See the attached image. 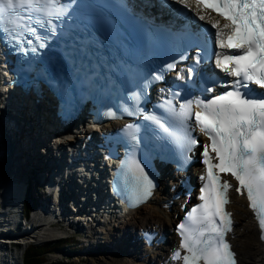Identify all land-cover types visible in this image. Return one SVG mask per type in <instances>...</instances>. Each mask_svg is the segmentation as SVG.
<instances>
[{
  "label": "snow or ice",
  "instance_id": "obj_1",
  "mask_svg": "<svg viewBox=\"0 0 264 264\" xmlns=\"http://www.w3.org/2000/svg\"><path fill=\"white\" fill-rule=\"evenodd\" d=\"M174 2L189 9L195 4L199 19L207 20L215 29L214 42L221 49L215 53V66L235 79L232 90L206 101H195L200 109L195 113L196 124L210 141L203 146L202 152L205 175L200 179L205 183L200 188L202 203L191 209L186 217L187 223L177 227L179 249L185 254L175 251L172 259L182 260L183 264H237L235 253L225 240L226 233L232 230L231 213L225 210V206L230 203L228 192L233 186L228 180H222L221 174L234 178L238 184L235 191L246 194L248 206L258 223L260 239L264 240V94L254 95L249 91L251 85L264 90V0ZM17 8L49 18L60 16L64 10L59 0H0V18ZM207 10L216 13L220 19L204 14ZM16 28L36 35L32 27L22 23L16 24ZM52 31L55 32V25H52ZM224 50L233 51L230 54ZM196 59L199 63V54ZM167 67L174 68L175 65ZM207 91L213 92L214 89L208 88ZM181 107L184 110L182 115L192 114L191 101ZM145 118L167 131L155 116ZM134 127L131 124L125 126L129 130ZM130 139L136 141L134 133ZM189 142L192 145L197 143L195 139ZM129 171L136 181L138 193L146 196L151 182L143 168L133 160Z\"/></svg>",
  "mask_w": 264,
  "mask_h": 264
},
{
  "label": "bare ground",
  "instance_id": "obj_2",
  "mask_svg": "<svg viewBox=\"0 0 264 264\" xmlns=\"http://www.w3.org/2000/svg\"><path fill=\"white\" fill-rule=\"evenodd\" d=\"M187 17H191L196 22H198L200 20L198 15H197V9L195 7H192L190 9ZM200 21H202V20H200ZM204 21H206V20H204ZM44 100L48 101L50 99H49V97H44ZM30 104H31L30 101H25L24 104H22V106L26 110L25 112H23L24 117L23 118H17V121H23L24 122L25 128H22V130H24V131H26L28 129V127L30 126V121H34L36 118L40 117V111L37 109V107L31 106ZM16 105H18L17 97L13 96V95H7L4 92V90L2 89V91L0 92V127L1 128H4L5 126H7L9 124L10 120L14 119V117L10 114V109L14 110ZM3 112L10 114V117L6 118L3 115ZM14 125H15V123H12L11 127H13ZM42 132L44 134L45 130L43 129ZM43 141H45V138L43 139ZM45 144L46 145L52 144V140L45 141ZM13 145H14V143H13ZM1 149H2V146H1V142H0V150ZM13 161H14V155L9 156V157H5L2 154V157L0 159V168L5 169L6 172H8L9 169L12 168L11 163ZM25 161H26V155H24V153L22 152V156L20 157V162H23L20 166V171L22 172V174L25 171V169L29 168V165ZM49 162L53 163L52 161H49ZM2 176H3V174L1 172L0 173V183L2 180ZM24 178H25V176L22 177V175H21V177L17 181V184L20 182L26 183ZM3 184H9L5 188V194H6L5 195V201L10 203L9 197H12V195H10L11 193L9 194V192L11 191L10 190L11 184L9 182H7L6 180L3 182ZM14 186L17 187V192H19L18 185L14 184ZM20 186L22 187L21 183H20ZM160 190L157 193H155L153 199L149 203L145 204L143 207H141L139 210H137L135 212L126 214L125 218L128 219L129 223L132 222V225H133L132 228H134L135 230H138L139 228L150 229L153 226H157L158 229H165L169 226L170 217H171V215H173V209L175 207L174 206L171 207V212L169 214L158 208V206H157V202H158L157 195L160 193ZM77 193H78V190H74L70 194L74 195V197H76V198L77 197L78 198L83 197L82 193H80L79 196L77 195ZM55 195L58 196L57 191H55ZM65 205H67V204H65ZM73 205L80 206L82 209H84V211L82 212V215L83 214L85 215V212H86L87 215L89 216V219L96 222L98 228H101V230L103 231L101 235H103L104 238L105 237L109 238L106 240L109 241L110 243L116 244V237L113 235V233H112L113 230L111 228V226L113 224H115V222L109 223L106 220V218H102L100 216V214L102 213L101 206H99V207L90 206L88 202L82 203L81 205L74 203L70 206H73ZM243 205H244V202L242 201V199L235 198V199H233V204L231 207V209L233 211L234 221L236 223L235 228H234L235 238L233 240V244H234V249H235L237 257H238L237 258L238 259L237 264H264V250L261 247L260 243L257 241V232L254 229V226L252 224L249 213L246 211V209L244 208ZM7 206L8 205H5V208L0 211V247H5V248H6L7 242L9 241L8 238L5 236V234L8 231V226L3 222ZM74 218H78V215H76ZM126 226L127 225L124 224V228H122L120 230L127 229ZM30 227L31 228L25 229L24 232H21V233L15 235L11 239H15L16 241H20V242L29 241L28 239H31V241H32L33 240L32 238H35L37 235H39L40 231L43 230L44 233H46L47 231H51V229H53V228H50L49 222L45 219L42 220L41 224H38L37 226L32 224V226H30ZM89 227H91V226H89ZM127 233L131 234V231L128 230ZM12 241L14 243L16 242L14 240H12ZM8 243H10V242H8ZM36 245H38V244H36ZM100 248H101L100 251H106L104 249V247H100ZM123 249L124 250L122 252L121 251H118V252H120V254L126 255L129 258V260L126 261L125 264H158L159 263L158 259L157 258L155 259L156 253L150 254L147 257L144 256V257H142V259H137L136 258L137 256L139 258L140 256L144 255L145 253L143 252V254L141 255V254H139L140 252L137 251L136 254L132 253L133 256H130V255L125 253V246L123 247ZM132 250H134V249H132ZM161 253H163V251L162 252L160 251L157 254L161 255ZM164 255H165L164 258H166V253ZM0 264H2V263H0Z\"/></svg>",
  "mask_w": 264,
  "mask_h": 264
},
{
  "label": "rangeland",
  "instance_id": "obj_3",
  "mask_svg": "<svg viewBox=\"0 0 264 264\" xmlns=\"http://www.w3.org/2000/svg\"><path fill=\"white\" fill-rule=\"evenodd\" d=\"M31 216L32 218L28 216V219L26 221L27 224L25 223L26 224L25 226H30L31 224L34 225V222L37 221L35 220V217L33 215ZM128 225H131V227L133 226L132 222L129 223ZM43 233H44L43 230L40 231V234L37 235L35 238H32L33 239L32 241L35 244L40 245L46 242L48 243L53 242L56 237L63 235L62 231H58L56 227L51 229V231H47L45 234ZM95 236L99 237L97 234H94V238ZM103 238H104L103 235H101L100 239H102V241L104 239L105 240L109 239L106 237L104 239ZM73 241L76 243L77 238H75ZM82 248L83 247L75 248L73 249L74 252L69 253V254L63 252L62 255H48L46 256L47 257L46 262L51 263L55 261H60L61 263H66V264H125L126 261L129 260V258L126 255L117 253V251H110V250H106V251L86 250L85 251ZM17 252L19 251L16 250L14 254L12 251H10L9 253L7 248L0 247V263L7 264L9 255L11 256L13 254L14 257H17Z\"/></svg>",
  "mask_w": 264,
  "mask_h": 264
},
{
  "label": "trees",
  "instance_id": "obj_4",
  "mask_svg": "<svg viewBox=\"0 0 264 264\" xmlns=\"http://www.w3.org/2000/svg\"><path fill=\"white\" fill-rule=\"evenodd\" d=\"M25 209L27 212V208ZM74 247L75 242L73 240H61L51 244L30 245L24 251L23 264H66L61 262L47 263L46 256L52 251V249H74Z\"/></svg>",
  "mask_w": 264,
  "mask_h": 264
}]
</instances>
